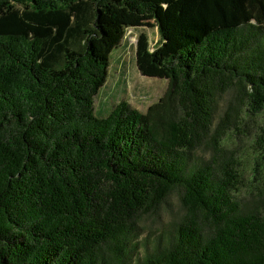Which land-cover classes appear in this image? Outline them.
<instances>
[{"label":"trees","instance_id":"1","mask_svg":"<svg viewBox=\"0 0 264 264\" xmlns=\"http://www.w3.org/2000/svg\"><path fill=\"white\" fill-rule=\"evenodd\" d=\"M150 20L165 92L96 116ZM0 264H264V0H0Z\"/></svg>","mask_w":264,"mask_h":264},{"label":"rangeland","instance_id":"2","mask_svg":"<svg viewBox=\"0 0 264 264\" xmlns=\"http://www.w3.org/2000/svg\"><path fill=\"white\" fill-rule=\"evenodd\" d=\"M147 23H152L148 25ZM145 33L149 41V49L153 51L158 44L159 34L153 22L145 21L142 24L131 25L124 28L117 47L110 57L109 75L107 81L99 93L95 96V114L103 117L121 100L127 101L132 107L145 112L149 105L158 101L167 86L168 78L159 73L150 77L140 73L136 64V49L138 37ZM255 131L249 130L244 137L236 140L237 150L241 153L242 165L250 169L255 155L252 153V140ZM170 211L180 209L177 195H171L168 199ZM165 221V215H161ZM143 236V235H142Z\"/></svg>","mask_w":264,"mask_h":264}]
</instances>
